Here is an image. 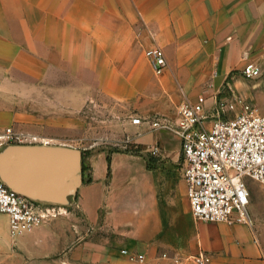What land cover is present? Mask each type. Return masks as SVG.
I'll list each match as a JSON object with an SVG mask.
<instances>
[{"label":"crops","instance_id":"0c3cea01","mask_svg":"<svg viewBox=\"0 0 264 264\" xmlns=\"http://www.w3.org/2000/svg\"><path fill=\"white\" fill-rule=\"evenodd\" d=\"M152 47H160L168 63L160 76L145 56ZM249 55L261 75L252 85L239 79L231 85L261 104L264 0H0V135L22 128L30 140L37 134L44 140L3 142L0 180L66 211L16 238L10 236L8 217L0 214V264H12L16 251L56 264H171L163 254L181 255L193 264L190 259L199 251L212 254L210 264H264L254 233L243 225L232 226L241 236L228 242L221 237L225 224H206L191 216L174 234L173 223L164 220L157 172L152 161L148 167L146 147L161 140L167 149L168 138L180 146V139L163 128L147 132L142 121L153 113L175 116L183 101L197 103L204 97L201 108L210 124L216 94L228 83L229 72L242 67ZM216 63L217 86L197 95ZM71 71L75 77L62 78ZM81 71L90 79L96 76L87 87L98 85L110 99L136 103L142 119L141 125H132L140 132L132 142L134 151L103 146L83 152L50 144L62 126L77 129V107L69 104L71 114L63 115L61 104L71 96L64 98L60 91L74 86ZM21 102L38 103L39 115L16 108ZM44 147L78 151L80 163L60 179L63 173L56 174L52 163H29L34 150ZM46 174L58 176L59 182L46 188ZM88 177L91 182L85 181ZM123 249L143 254L145 262L130 261Z\"/></svg>","mask_w":264,"mask_h":264},{"label":"built area","instance_id":"2783aa9c","mask_svg":"<svg viewBox=\"0 0 264 264\" xmlns=\"http://www.w3.org/2000/svg\"><path fill=\"white\" fill-rule=\"evenodd\" d=\"M145 56L155 75L165 72L168 63L160 47L147 49ZM241 75L255 79L261 75V69L253 63H246ZM218 96L215 98V116L210 124L209 116L201 108L205 98L199 97L197 103L185 100L178 106L174 123L164 117L154 121L152 126L167 129L180 139L183 178L194 220L252 228L248 181L264 188V112L233 90L230 95L220 93ZM12 139V129H6L0 135V145ZM150 152L157 156L159 147L153 146ZM64 212V208L31 199L0 180V214L9 219L11 237L30 233ZM121 254L137 263L146 260L143 254L127 249L121 250ZM163 258L171 259V264L189 262L167 254H163ZM190 260L193 264H210L213 256L199 251Z\"/></svg>","mask_w":264,"mask_h":264},{"label":"rangeland","instance_id":"374dc122","mask_svg":"<svg viewBox=\"0 0 264 264\" xmlns=\"http://www.w3.org/2000/svg\"><path fill=\"white\" fill-rule=\"evenodd\" d=\"M249 55V58L244 60L246 63H255ZM256 64V63H255ZM242 66V67H243ZM242 67H236L231 70L228 74L226 83H223L220 87V93L224 96L230 95L232 88L236 94H239L247 103L253 104L258 107L262 112H264V103H261L264 99V84L260 87L261 90V104H258L250 95L244 94L240 90H236L231 85L232 81L240 80L247 84H253L255 80L245 77L247 80L243 79L241 76ZM76 71H71V73H62V78L69 80L71 75L75 77ZM81 78L74 86H63L61 87V93L63 97H70L71 101L67 99L62 102L63 114L69 116L67 110H69V104L72 105V108L76 105L77 107V118L78 126L77 129H69V126H62L60 130L61 134L56 139H51L49 142L51 145H66L73 148H77L83 152H96L100 150L103 146H107L110 151L121 150L134 151L133 139L140 135V132L132 129V125H141V117L138 116V110L134 108L136 103H126L113 100L103 95L101 92V87L98 85H91L87 87L86 82H96L94 76L93 79L89 78V75L86 71H81ZM220 70L216 63L214 70L211 73V77L208 82L202 85L199 88L197 95L202 94L205 87L214 89L217 86L216 80L220 76ZM244 77V76H243ZM205 85V86H204ZM218 90V88H216ZM219 93V94H220ZM216 94L217 97H219ZM31 96V94H30ZM33 96L36 97V89L33 92ZM75 100L77 102H75ZM33 104V105H32ZM28 104V102L15 103L16 108L30 111L31 114L39 115L36 105L38 103ZM66 105V107H64ZM66 109V110H65ZM73 114V112H72ZM48 115V114H47ZM51 117V116H50ZM166 117L169 121L170 119L175 118L177 115H168V114H152L146 119H142L147 122L145 125L147 127L146 131L154 133L157 129L152 126L153 122L160 120ZM48 118V116H47ZM139 120V121H137ZM174 120V121H175ZM172 123V122H171ZM169 135V130L165 129ZM14 133V139L10 142H21V143H36L42 144L44 140L39 135L33 137V141L30 140L28 134L25 132V129H12ZM159 149L163 150L165 158H162L160 154L154 156L151 154L150 149L152 146L146 147L148 157H152V165L157 172L156 174V183L158 186V193L161 199V207L163 210L164 220L170 221L175 226L174 234H177V231L183 227L186 218H191L190 204L186 195V185L183 178V155L180 146L177 144V140L171 138L167 140V149H164V143L162 144L161 140L157 141ZM176 142V143H175ZM155 146V144L153 145ZM92 147V150L87 149ZM150 148V149H149ZM160 153V152H159ZM175 159V161H173ZM249 188L251 191V203H250V213L254 222L253 227L249 228L255 235V241L262 249V255L264 259V188L259 184L248 181ZM65 214V212H64ZM63 215V214H61ZM60 216V215H58ZM57 216V217H58ZM56 217L50 219L53 220ZM210 224V223H206ZM238 225V224H235ZM226 226V227H225ZM234 225L221 226L220 228L224 230L221 233V237L228 242L230 240H237L241 236V233L238 232L235 228H232ZM225 227V228H223ZM227 227H231L230 231L227 230ZM37 229V228H36ZM170 257V256H169ZM173 257V256H172ZM174 257H179L185 259L181 255H174ZM15 261L12 264H56L54 261H35L30 260L22 251H16L14 255ZM18 259V261H16Z\"/></svg>","mask_w":264,"mask_h":264},{"label":"water","instance_id":"95a60500","mask_svg":"<svg viewBox=\"0 0 264 264\" xmlns=\"http://www.w3.org/2000/svg\"><path fill=\"white\" fill-rule=\"evenodd\" d=\"M34 157L29 161L30 164L34 163V160L39 163H44L45 161L48 163H52L53 166L56 167V170L54 172H60L63 173L59 178L66 173L65 170H69L71 166L74 165V167H77L80 163V155L78 151L63 149V148H37L34 150ZM31 167V166H29ZM47 175V174H46ZM47 178V181H45L46 185L48 187L54 186L56 183L59 182L58 176H54V180L51 176L47 175L45 176ZM11 189L15 190L16 192L23 194L31 199L35 198L30 195L27 191H24L21 189L17 184L15 183H8L7 184Z\"/></svg>","mask_w":264,"mask_h":264},{"label":"trees","instance_id":"16d2710c","mask_svg":"<svg viewBox=\"0 0 264 264\" xmlns=\"http://www.w3.org/2000/svg\"><path fill=\"white\" fill-rule=\"evenodd\" d=\"M108 161H109V163H110V158L108 157ZM152 161V157H149V163H148V167L150 168V162ZM86 171V166H82V172H83V174H84V172ZM85 181L86 182H91L92 181V179H91V177H88L87 179H85Z\"/></svg>","mask_w":264,"mask_h":264}]
</instances>
